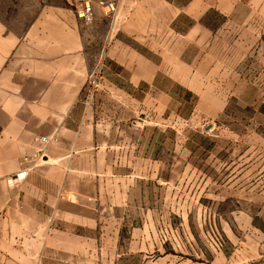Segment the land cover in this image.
<instances>
[{
    "label": "rangeland",
    "instance_id": "374dc122",
    "mask_svg": "<svg viewBox=\"0 0 264 264\" xmlns=\"http://www.w3.org/2000/svg\"><path fill=\"white\" fill-rule=\"evenodd\" d=\"M30 1L0 0V10ZM37 1L75 14L68 0ZM81 27L94 61L86 105L165 129L145 132L166 141L165 159L129 194L144 210L136 245L152 264H264V0H120L115 16L96 10Z\"/></svg>",
    "mask_w": 264,
    "mask_h": 264
},
{
    "label": "crops",
    "instance_id": "0c3cea01",
    "mask_svg": "<svg viewBox=\"0 0 264 264\" xmlns=\"http://www.w3.org/2000/svg\"><path fill=\"white\" fill-rule=\"evenodd\" d=\"M34 1V9L0 10V264H137L138 257L152 264L145 245H136L145 243L136 231L144 210L129 194L165 159L166 141L144 138L148 127L160 134L164 126L95 114L83 97L94 61L81 20L62 7L39 10ZM43 146L37 166L9 184L27 166L24 157ZM168 260L162 255L158 264Z\"/></svg>",
    "mask_w": 264,
    "mask_h": 264
},
{
    "label": "built area",
    "instance_id": "2783aa9c",
    "mask_svg": "<svg viewBox=\"0 0 264 264\" xmlns=\"http://www.w3.org/2000/svg\"><path fill=\"white\" fill-rule=\"evenodd\" d=\"M72 6L73 12L75 15L84 22L93 21L96 10H100L103 14L107 16H115L118 11V4L120 0H68ZM89 83H96L95 74H91L89 77ZM41 143H47V138L41 137L38 139ZM45 147H40L34 156L24 157V162L27 166L24 169L16 174L15 176L10 177L7 181L9 184H14L16 181L23 180L29 170L37 166L38 162L42 160Z\"/></svg>",
    "mask_w": 264,
    "mask_h": 264
}]
</instances>
